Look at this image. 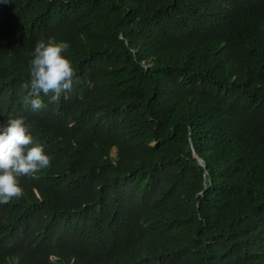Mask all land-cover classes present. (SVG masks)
<instances>
[{
  "label": "trees",
  "instance_id": "trees-1",
  "mask_svg": "<svg viewBox=\"0 0 264 264\" xmlns=\"http://www.w3.org/2000/svg\"><path fill=\"white\" fill-rule=\"evenodd\" d=\"M49 36L77 76L33 112ZM19 115L51 166L0 204V264H264V0H0Z\"/></svg>",
  "mask_w": 264,
  "mask_h": 264
},
{
  "label": "clouds",
  "instance_id": "clouds-1",
  "mask_svg": "<svg viewBox=\"0 0 264 264\" xmlns=\"http://www.w3.org/2000/svg\"><path fill=\"white\" fill-rule=\"evenodd\" d=\"M69 44L49 36L36 42L30 67V79L22 85L29 90L23 97L25 108L38 112L45 107L41 93L50 102L70 92L77 76L72 61L64 53ZM31 125L22 115L0 123V204H8L24 195L21 177L35 175L51 166V157L31 134Z\"/></svg>",
  "mask_w": 264,
  "mask_h": 264
},
{
  "label": "water",
  "instance_id": "water-1",
  "mask_svg": "<svg viewBox=\"0 0 264 264\" xmlns=\"http://www.w3.org/2000/svg\"><path fill=\"white\" fill-rule=\"evenodd\" d=\"M191 149H192V152H193L194 156H197V155H196V152H195V149H194V147H193L192 145H191ZM197 158H198V162L201 163V164H203L204 167H205V163H204V161L202 160V158H200L199 156H197Z\"/></svg>",
  "mask_w": 264,
  "mask_h": 264
},
{
  "label": "rangeland",
  "instance_id": "rangeland-1",
  "mask_svg": "<svg viewBox=\"0 0 264 264\" xmlns=\"http://www.w3.org/2000/svg\"><path fill=\"white\" fill-rule=\"evenodd\" d=\"M114 150H115V149H114V148H112V152H114Z\"/></svg>",
  "mask_w": 264,
  "mask_h": 264
}]
</instances>
